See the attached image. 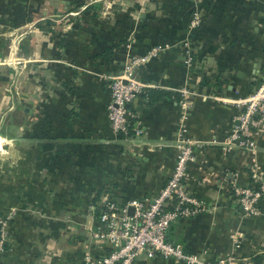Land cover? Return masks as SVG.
<instances>
[{"label":"crops","instance_id":"1","mask_svg":"<svg viewBox=\"0 0 264 264\" xmlns=\"http://www.w3.org/2000/svg\"><path fill=\"white\" fill-rule=\"evenodd\" d=\"M96 1L92 17L86 6ZM190 10L200 16L194 30ZM258 18H264V0H0V66L9 57L23 62L29 94L24 134L8 149L1 178L0 212L11 220L0 264H84L85 256H98L88 242L89 206L150 198L171 173L175 144L186 138L197 153L185 186L205 211L173 222L167 238L190 253L245 256L251 242L235 249V233L253 236L255 219L241 223L227 190L244 184L248 173L264 174V133L247 152L226 139L233 100L249 94L263 65V56L247 58L241 50L250 42L264 51ZM110 41L118 42L112 55H100ZM126 44L136 56L162 46L134 76L145 90L177 93L180 100L184 89L186 106L167 97L147 105L142 93L128 109L133 132L117 138L108 126L104 77L120 72ZM45 120L52 132L43 129Z\"/></svg>","mask_w":264,"mask_h":264},{"label":"built area","instance_id":"2","mask_svg":"<svg viewBox=\"0 0 264 264\" xmlns=\"http://www.w3.org/2000/svg\"><path fill=\"white\" fill-rule=\"evenodd\" d=\"M200 22L197 11H192L188 28L194 29ZM167 44H164V47ZM119 73L104 77V82L110 94L106 107L107 121L112 135H125L130 123L129 106L145 90L146 85L134 76V68L145 61L148 56H155L162 46L151 47L145 55L136 56L128 52ZM16 46L10 50L15 52ZM14 60L6 59L7 64ZM191 55H186V61ZM18 60L15 59V63ZM247 97L233 100L236 109L232 121L233 128L227 133L226 144L239 149L253 151L256 148L257 135L264 133V69L258 77ZM180 106H186V91H180ZM244 98V99H243ZM232 102V101H231ZM128 105V108H125ZM136 133V131H135ZM197 147L189 139H181L175 144V159L171 173L164 185L150 198H132L121 204L100 199L89 207L93 211V223L89 228L88 242L98 256L83 258L84 264H133L139 259H165L179 264H238L235 255L217 257L190 253L182 246L167 240L170 225L178 219L192 218L203 210V204L198 198L192 197L186 186L188 165L193 162ZM235 194V184L232 186ZM242 211L247 215H256L251 207L257 198L248 199L242 192ZM0 248L6 239L5 221L0 218Z\"/></svg>","mask_w":264,"mask_h":264},{"label":"rangeland","instance_id":"3","mask_svg":"<svg viewBox=\"0 0 264 264\" xmlns=\"http://www.w3.org/2000/svg\"><path fill=\"white\" fill-rule=\"evenodd\" d=\"M104 17L99 19H103ZM7 61H3L0 66V189L5 192L6 184L1 183L2 177L6 175V167L8 165V149L14 143L18 134H24V115L22 114L24 104L29 100V94L27 93V84H25L26 77L24 76V67H20V64H15V60L10 63L14 66L11 70ZM238 96H236L237 98ZM242 98V97H241ZM246 98V96H244ZM243 98V99H244ZM238 99V98H237ZM236 101V100H235ZM39 107V106H38ZM39 111V110H37ZM41 112L39 111V114ZM44 128H50L51 125H47L48 122L45 120ZM47 126V127H46ZM233 126V125H232ZM230 126V129L233 127ZM36 133V131H33ZM232 149L237 151H243L237 146L233 145ZM256 149V148H255ZM247 152V151H246ZM256 172L248 173L246 177V182L244 184L240 182H235V189L237 192L235 194L232 191V187L227 190L230 193L231 199L234 201V209L242 220H254L256 225V232L253 236H249L248 230L240 229L235 233V249H237L240 244H251L248 246L249 250L246 252L245 256L235 255L238 264H264V174L262 170H255ZM237 172H235V178ZM3 181L6 182V179ZM246 192L248 199L253 198L255 193H258L257 198L252 202L251 207L256 211V215H247L242 211L241 198ZM153 195V194H152ZM194 198L198 197L193 196ZM205 210H201L199 214L203 213ZM0 218L5 221V231L8 228V224L11 220V216L8 217V213H1ZM1 227V224H0ZM246 236V237H245ZM239 249V248H238ZM240 251V250H239ZM241 253V252H240ZM232 255V254H228Z\"/></svg>","mask_w":264,"mask_h":264},{"label":"trees","instance_id":"4","mask_svg":"<svg viewBox=\"0 0 264 264\" xmlns=\"http://www.w3.org/2000/svg\"><path fill=\"white\" fill-rule=\"evenodd\" d=\"M99 7H100V2L96 1V2H92V3L88 4L86 6V9L88 11H91V13H90L91 15L90 16L96 17L97 16L96 15V10ZM191 12H192V10H190L188 12V15L189 16H190ZM258 20L261 22V24L264 25V18H258ZM194 29H192V30H194ZM261 33H262V39H261V42H262L264 40V31H262ZM117 41L119 43H123L124 40L123 39H120V40H117ZM113 43L110 41L107 45H105V47L103 48V50L100 52V55L105 56V57H109L110 55H112L113 48L116 47V46H118L117 43H114V44ZM248 43L250 44L249 49L241 48V50H242V52L244 54L247 55V58H253V57L259 56V55L263 56V65L261 67V71H262L264 69V51H262L261 48H260V46H258L256 43H250V42H248ZM151 44H153V43H150V44L146 45L144 48H146L147 46H150ZM262 44L264 46V43H262ZM261 71H260V73H261ZM256 81L258 82V80H256ZM254 84H255V82L252 81V85L250 87L252 88L254 86ZM251 88H250L249 93L251 92ZM239 96L242 97L241 95H239ZM163 97L172 98L176 102L180 101V99H179L180 97H179V95L177 93H172V92L165 91V90H162V89L148 88L142 94V98H143V100H145V102H146L147 105H152L153 103L158 102ZM132 129H133V125L130 122L129 125H128V127H127V133L125 135H122V134L121 135H118L117 138H124L126 136H130L131 133L133 132ZM167 240L169 241L168 238H167Z\"/></svg>","mask_w":264,"mask_h":264},{"label":"water","instance_id":"5","mask_svg":"<svg viewBox=\"0 0 264 264\" xmlns=\"http://www.w3.org/2000/svg\"><path fill=\"white\" fill-rule=\"evenodd\" d=\"M125 108L127 109L128 108V105H125ZM234 124H237V121H235Z\"/></svg>","mask_w":264,"mask_h":264},{"label":"clouds","instance_id":"6","mask_svg":"<svg viewBox=\"0 0 264 264\" xmlns=\"http://www.w3.org/2000/svg\"><path fill=\"white\" fill-rule=\"evenodd\" d=\"M0 143H2V142H0Z\"/></svg>","mask_w":264,"mask_h":264}]
</instances>
